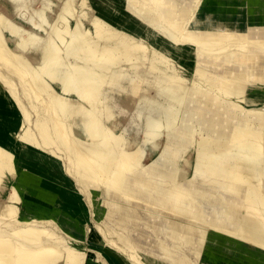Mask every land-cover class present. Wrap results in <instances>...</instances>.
Returning <instances> with one entry per match:
<instances>
[{
	"label": "rangeland",
	"instance_id": "374dc122",
	"mask_svg": "<svg viewBox=\"0 0 264 264\" xmlns=\"http://www.w3.org/2000/svg\"><path fill=\"white\" fill-rule=\"evenodd\" d=\"M150 1L149 4L151 3L153 6L157 4L158 8L161 5L165 7H161L159 12L164 11L166 8L172 9V4L178 3L180 7L188 8L191 16L181 26L175 20L178 12L175 13L174 11L172 13V21L166 19L168 16L165 13H160L161 15L158 14L159 21L152 23L143 14L148 4L140 5L133 0H0V18L2 19H0V22L4 20L1 22L2 26L4 24L2 27L4 42L1 47L8 48L10 52L12 51L11 53L16 56H13V58L15 62L17 61V65H20V63L24 64V62L29 65H23L25 68L28 67V70L25 69L24 73L22 71L21 74L15 66L12 68L13 71L11 70L10 67L14 65V61L9 65H4L5 67L1 65L2 63L0 64L1 76L3 75V78L9 80L16 91L10 97L12 100L10 108L12 109L4 110L0 108V143L8 146L6 149L13 155L8 164L13 161V166L15 167L13 170H9L6 167L0 171V176H4V179L10 176L9 183H6L5 180L0 181V216L4 212L5 214L8 213V211L3 212L4 209H2L6 205L14 206L18 219L27 215L31 217L30 213L35 214L34 217L32 215V218L38 219L34 221L40 223L36 227L31 224L33 225L31 227L38 229L41 225L42 228L48 225V229L52 230L54 236L59 237L60 240L78 243L80 246L79 251L82 253L85 263L90 261V264H114L106 254L117 257L115 255L116 250L128 258L131 255H139L141 257V252H146L145 248L147 246L150 249L149 256H156L158 251L154 250L155 247L152 246L154 241L160 239L171 242V229L168 226L169 224L163 219L162 224L157 227L159 231L157 233L152 231L154 221L161 218V216L157 217V215L161 214L152 211V209H149L150 206H145L146 203H143L141 205V215L145 219L146 226L150 227V235L142 240L141 244L144 248H141V250L138 251V248L136 250L134 248H125L129 238L132 236L122 237V239L120 237L121 234L112 233V229L104 222L108 212V206L105 203L109 195L107 190H105L107 182L104 181L105 179L98 178L92 185L86 182L84 173L79 171L80 166L77 157L81 156L80 152L85 151L92 143H102L107 135L108 150L111 151L107 154V159L110 160L111 158L112 161L115 160L116 162L121 161L123 152L134 151L139 148L138 150L143 156L141 162L137 164V168L135 165L132 169L141 171L144 168H148L149 164L155 162L157 164H167L174 166L178 170L177 176L181 172L186 171L187 176L190 178L196 176L198 179H193V181L199 183L200 180L204 179V173L198 169L197 175L195 167L199 160L198 153L205 145V143H202V139L208 138L206 144L209 146L212 139L220 140V138L215 136L216 131L212 133L209 131L206 121H202V117L208 114L207 111H195L196 108L194 106H197L198 100L203 94V92L198 94L199 91H196L198 87L199 90H205L204 92L209 94H217L218 92V96L221 98L223 96L229 102L240 105L243 111L253 113L256 109L264 110V103L257 105L248 104V101L254 99V97L256 99L263 95L264 91L262 89L242 94L234 93L224 88L222 90L218 84L221 78L219 76L220 73L211 75L210 73H198L196 70L198 63L201 64V61H196V53L199 52L202 56H210L211 54L222 56L223 54L220 52L222 48L207 46L194 35L190 37L187 34L188 29L190 26L193 29L194 26L195 29L193 30L198 32L206 23H210L209 25L212 26L220 24L221 21L218 19H210L209 21L207 15L214 13V10L228 8L230 6L229 3L224 4L222 3L223 0H174V3L173 0L172 2L170 0H157V3L156 0ZM215 14L216 17H219V13ZM233 16L237 17V13L234 12ZM100 27L104 32L101 33L102 37L98 36L101 30L99 29ZM188 36L194 38L192 39L193 41ZM122 39L126 40V44L128 43L131 49L127 47L124 49L120 45L117 48V43L121 42ZM87 42L89 44L93 43L91 47L94 48H90ZM105 45H107L108 49ZM96 47L99 49H95ZM124 50L125 52L129 51L125 53ZM56 52L58 53L57 58H55ZM91 53L96 55L94 62L89 60ZM51 56H54L52 58L54 59L53 61ZM111 56V61H113L109 63L106 59L110 60ZM103 59H105L104 61L107 64L103 62ZM95 63L98 65L103 63V65L97 68ZM219 68L217 67V70L221 71ZM15 70L18 73H15ZM49 70L52 71L50 72ZM80 75L84 78L82 79ZM85 75H90L93 80L96 79L92 81L90 80L91 78H88V81L95 82V86L93 87V83L92 87L95 95L97 94L95 102L91 104L89 103L90 101L81 98L76 91L79 87L78 85L83 80L86 81ZM167 75L169 78H167ZM162 78H164V82L160 83L159 80ZM77 80L78 83L76 82ZM138 82L140 90L136 91L138 93L136 94L132 88ZM194 83L196 87H194ZM167 86L170 91L166 94ZM162 92H165V94ZM77 101L81 108L78 112L73 111V106ZM156 103L158 104L156 105ZM61 106H65L63 107L64 109ZM92 106L93 108H91ZM164 109L167 110L165 111ZM191 110L193 112H190ZM92 113L93 115L95 114L98 124L100 123L96 129L97 133L94 132L95 136L86 135L85 132L89 114L91 115ZM187 121L189 122L188 126H184L183 123ZM57 122H60L61 126L63 123V128L66 126L70 132V137L66 138L67 141L58 135V133L62 134V132L59 131L61 127H59ZM234 122L237 121L234 119ZM257 124L254 122L249 126L251 129L260 131ZM154 129L160 135L148 141L146 135ZM226 129L229 130L228 127ZM186 132L191 134L188 135ZM262 132H264V128H262ZM25 134L28 136L25 137ZM175 136H178L179 140L174 139ZM76 139H81L83 142L81 140L77 142ZM21 140L26 143L24 148L22 147L24 143H20ZM248 145L246 146L247 149H251L252 146H258L263 151L262 156H260L261 160L257 161L256 165L264 164V141L255 140L249 142ZM103 148L106 149V147H102L100 152H102ZM165 149L167 151H164ZM77 151H80L78 153L80 154L79 156L75 153ZM231 153L236 158L234 153ZM34 154L38 155V158H43L47 164L38 162ZM51 160L58 162V164H54L52 161L57 173H55V170L54 172L51 171V168H53L51 166L52 163L50 164ZM257 167L259 170H263L261 167ZM5 172L7 173L5 174ZM105 174L103 172L101 174L102 177H106ZM161 174L165 177L167 176L166 174ZM51 184L56 185V187L61 185L57 194L51 193ZM72 195L76 197L74 200L78 203L77 207L81 208V213H75L73 208L65 211L64 217L70 222H74L75 219L83 222L82 228L84 232L81 231V234L78 235L74 234L70 227L68 228L70 224L68 220L60 221L59 219L51 218V213H54V209H58L57 207L60 208L64 203L69 202V197ZM207 205H205L206 209L209 210L212 217L219 214L220 211L214 210L212 206L208 205L209 208ZM212 210L214 211L211 212ZM24 214L26 215L24 216ZM6 215L3 216L4 220L7 221L11 218L12 213H10V218L8 214ZM25 218L28 219L27 217ZM0 222L1 228H4V225H6L5 221L0 219ZM119 230L122 231V229ZM94 232L100 235L102 241L100 244L104 250L91 246V244H94L92 242ZM134 234H137L136 230ZM48 235L46 234V236ZM171 244L174 245L173 242ZM177 250L178 248L174 247L173 251L175 254L171 256L165 253L158 255L165 261L173 263L177 256L184 255L178 253ZM135 251H138V253ZM209 251L206 252V256L212 257L214 249L210 247ZM60 252L62 251L60 250ZM183 252L191 260H195L196 255L193 254L191 248H185ZM15 255L17 253L12 254V256ZM200 257H202L201 254ZM198 259L195 260L194 264H199L196 263ZM129 264L152 263H143L138 258H133ZM177 264L181 263L177 262Z\"/></svg>",
	"mask_w": 264,
	"mask_h": 264
},
{
	"label": "bare ground",
	"instance_id": "6f19581e",
	"mask_svg": "<svg viewBox=\"0 0 264 264\" xmlns=\"http://www.w3.org/2000/svg\"><path fill=\"white\" fill-rule=\"evenodd\" d=\"M133 1L140 5H144L145 3L146 5L148 4L143 14L152 23H156V21H159L158 14L160 13H165V15L168 16V18L165 16L166 19L168 21H172V13L174 11L175 13L178 12L176 14L175 20L177 24H180L181 26L186 21H188L191 16L190 10L186 7H180L178 3L172 4V9L166 8L167 10L165 9L164 11L159 12L161 7H165L161 5V7L158 8L157 4L155 3L154 4L156 5V7H154L155 5L153 6V4H149L150 0ZM152 1L153 0H151L150 2ZM170 1L172 2V0ZM222 3H229L230 6L225 9L220 8L221 10H214V13L207 15L209 21L210 19H218L219 21H221L220 24L212 26L209 25L210 23H206L201 27L199 31L196 29L198 32L193 30L195 29L194 26L193 29L191 28V26L188 29L187 34H189L190 37L194 35L198 40L202 41L207 46H217L222 48V50L220 51L223 54L222 56H216L214 54H211L210 56H202L201 53H196V61H201V64L197 62L198 67L196 68V70L198 73H210L211 75L213 73H220L219 76L221 78L218 84L219 88L222 90L224 88L231 92L240 94L258 89H262L264 91V0H223ZM234 12L237 13V17L233 16ZM215 13H219V17H216ZM1 22L0 64L2 63L1 65L4 66L6 64H11V62L14 61L13 56H16L13 55V53H11L12 51L10 52L8 48L1 47L4 42V38L2 36V27L4 26V24L2 26ZM196 28L198 27L196 26ZM99 29H101V27ZM16 30L18 31V29ZM102 30L103 29L99 31L100 33L97 32L99 33V35H97L100 37H102L101 33H104ZM149 31L151 30L149 29ZM190 39L192 40L194 38ZM91 44L93 43H88L90 48H94L91 47ZM127 44L126 40L122 39L121 42L117 43V48H119L120 45L124 49H126V47L128 49H131V47H129V44ZM106 46L107 45H105V47ZM95 49L98 50L99 48L96 47ZM133 51L135 53L134 49ZM57 54L58 53L56 52L55 58H57ZM69 54L72 55L70 52ZM53 57L54 56H51V59ZM115 57L113 58L115 59ZM89 58L91 62H94L96 55L91 53ZM101 58H103V56H101ZM111 59L112 56L110 60H106L110 63ZM53 60L54 59H52V61ZM104 60L105 59H103V62H106ZM16 62L14 61V65H11L12 67L9 66L11 70L15 66L19 73L21 72L22 74V71L24 73V70L28 68H25L24 64L27 63L23 61L24 64H21L19 62L20 65H17ZM96 65L97 68H100L99 66L103 65V63L100 65ZM27 66L29 65L27 64ZM217 67L221 71H218ZM52 68L54 67L52 66ZM18 72H16L15 70V73ZM88 76L85 77L86 81H80L81 83L80 85H78V89L75 90L78 92L81 98L90 101L89 103L91 104L95 102L97 94L95 95L93 89V87L95 86V82L88 81V78H91L90 75ZM81 78L83 79L84 77L81 76ZM167 78H169L168 75ZM90 80L95 81L96 79L93 80L91 78ZM76 82L78 83V80ZM159 82H164V78L160 79ZM93 83L94 85L92 87ZM194 87H196L195 83ZM168 89L166 90V94L168 91H170V89ZM132 90L133 92L135 91V93L136 91L140 90L139 82L132 88ZM196 91H199L198 94H201L200 92H203V94H201L203 97L200 96L201 98L200 100H198L197 106H194L196 108L195 111H207L208 114L202 117V121H206L208 123L209 131L211 133L216 131L217 133L215 134V136L220 138V140L212 139V141L209 143V146H207L206 144L208 138L202 139V143H205V145L203 149L200 150L198 153L199 160L195 167L196 173L198 172V169L202 171V173H204V179L200 180V182L203 181L202 183L193 181V179L198 178H196V176L190 178L189 176H187L186 171L181 172L179 176H177L178 170L174 166H169L167 164H157L155 162L149 164L148 168H144L141 171L132 169L135 165V167L137 168V164L141 162V158L143 155H141L140 150H138L139 148L134 151L131 150L128 152H123L121 161L119 160L116 162L114 159V161H112L111 158L110 160L107 159V154L111 152L108 150L109 145L107 135L106 138L103 139L102 143H92V145L89 144L91 146H88L85 151L75 152L77 154L79 152L81 153V156H79L80 154H76L77 156H79L77 157V161L80 166L79 171H82L84 173L85 179L87 180L86 182L88 184H94L97 178L102 180L105 179L104 181L107 182V187L105 188V190H107V193L109 195L108 198L105 200V203L108 206V212L106 214L104 222L112 229V233H119V235L121 234V238H127L128 236H132L129 238L127 245H125V248H134L135 250L138 248V251L141 250V248H144L141 244L142 240L146 239L150 235V227L146 226V222L144 221L145 219H143L141 215V205L143 203H146L145 206H150L149 209H152V211L161 214L157 215V217L161 216V218L156 219L154 221L152 231L156 233L159 231V228L157 227L162 224L163 219H165L166 223L169 224L168 226L171 229V242H167L165 240L160 239L154 241V244L152 246L155 247L154 250L158 251L156 256H149L150 254L148 253L150 249L147 248L148 246L145 248L146 252H141V257L139 255H131L128 258L123 254H120L119 251L116 250L115 255L117 257H113L114 255L106 254L108 258H111V261L114 262V264H129L130 260L133 258H138L139 260L143 261V263L150 262L152 264H177V262H180L181 264H194L197 258L199 259L196 263L199 264H264V164L256 165V163H258L257 161L261 160L260 156H262L263 151H261L258 146H252L251 149L246 148V146H249V142L255 140L264 141V132H262V128H264V110L256 109L253 111V113H249L243 111V108L240 107V105L229 102L228 100L223 98V96L222 98L218 96V92L217 94H209L204 92L205 90H199V87ZM12 93L15 94L16 91L13 88L11 82L3 78V75L1 76L0 73V108H3L4 110L12 109L10 108L12 106V100L10 98ZM163 94H165V92ZM262 94L263 95H260L256 99L254 97V99L248 101V104H263L264 92ZM167 97L169 96L167 95ZM157 104L158 103H156V105ZM91 108H93V106ZM73 109V111L76 112L81 110L78 101L76 102V104H74ZM87 112L89 111L87 110ZM190 112L193 111L191 110ZM94 115L93 113L91 115L89 114L87 128L85 129L86 135L95 136L94 132L97 133L96 129L100 123L98 124V120ZM234 119L237 122H234ZM254 122L258 123L257 125L260 128V131L251 129L249 125ZM188 123V121L184 122L183 125L188 126ZM57 124L59 125V127H61V130L59 129V131L62 132V134H59L57 132L58 135H60V138L66 140L67 137H70V132L67 130L66 126L65 129L63 128V123L62 126L60 122H57ZM227 127L229 128V130L226 129ZM187 134L189 135L191 133L189 132ZM158 135L160 134H158L156 129H154L147 133L146 139L149 141L150 139H153ZM27 136L28 135L25 134V137ZM174 139L179 140V137L175 136ZM224 139H228V141ZM79 140H77V142ZM81 142L83 141L81 140ZM20 143L23 144L24 142L21 140ZM25 144L26 143L23 144V148ZM102 147H106L107 149L106 150L105 148H103V153L100 152ZM6 148H8V146H5V144L0 143V171L2 169H5L6 167H8L7 169L9 170L15 169V167L13 166V161L8 164L10 159H12L13 155ZM164 151L167 150L165 149ZM231 152L234 153L236 158L231 155ZM34 156L37 157L35 159H37V161L41 164H47V162L43 160V158H38V155L35 154ZM52 161L53 160H51L50 164L52 163ZM53 163L58 164L56 160L53 161ZM52 164L51 166L53 168H51V171L54 172L55 170V173H57L55 165ZM257 166L261 167L263 170H259ZM103 172L106 173V177H102L101 174ZM6 173L7 172H5V174ZM161 173L166 174L167 176L165 177ZM3 177L0 176V181L5 180L6 183H9L8 181L10 176L5 179ZM172 180L176 181L172 182ZM60 186L61 185L56 187V185L51 184V193L57 194V192H59L58 188ZM75 198L76 197L72 195L71 197H69V202L64 203L60 208L57 207L58 209H54L55 211H53L54 213H51V218L55 220L59 219L60 221L68 220L64 217L66 213L65 211L73 208L75 213H81V208L77 207L78 203H76V200H74ZM207 204L210 207L212 206V209L220 211L219 214H217L215 217H212V215H210L211 213H209V210L206 209L205 205ZM2 209H4L3 212L8 211V213L6 214L9 215V218L11 216L10 213H12V216L10 219L6 217L7 219H9L7 221L4 220L3 216L6 215L5 212L4 214L2 212L3 218L2 216H0V219H2V221H5L6 223V225H4V228H1L0 225V264H90V261H87L86 263L84 262V258H82V253L79 251L80 246L78 243H69L64 240H60L59 237L54 236L52 230L48 229V225L46 226L47 228L45 227L46 229L42 228V225L38 227V229H34L36 225H39L40 222L37 223L38 221H34L38 219H33L32 213H30L31 217H28V215L25 216L26 214H24V216L28 219L23 216L22 217L25 219H23L22 217L18 219L13 205H6ZM214 210H212L211 212H213ZM31 224L35 225V227H31L33 226ZM82 226L83 222L79 219H75L74 222H70L68 228L70 227V230L73 231L74 234L76 233L78 235L81 234V231L84 232ZM119 229H122V231ZM135 230L137 231V234H134ZM46 234L49 235L46 236ZM93 235L94 237L92 238V242L94 244H91V246H93L94 248H99L100 250H104L103 246H101L100 244L102 243L100 235L97 232H94ZM172 242L174 245L171 244ZM174 247L178 248V253L184 254L183 256H177L175 262L169 263L164 259L160 258V256L158 255L161 253H165L171 256L175 254L173 251ZM210 247L214 249L212 257L206 256V252H210ZM185 248H191L193 254L196 255L195 260H191L190 257H187L185 255V253L183 252ZM60 250L62 252H60ZM138 251L135 252L138 253ZM16 253L17 255L12 256V254ZM200 254L202 255V257H200Z\"/></svg>",
	"mask_w": 264,
	"mask_h": 264
}]
</instances>
